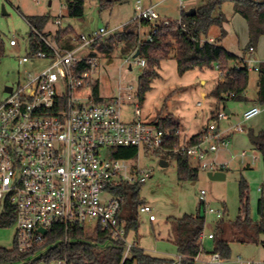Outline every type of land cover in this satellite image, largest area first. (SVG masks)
<instances>
[{"label": "built area", "instance_id": "built-area-1", "mask_svg": "<svg viewBox=\"0 0 264 264\" xmlns=\"http://www.w3.org/2000/svg\"><path fill=\"white\" fill-rule=\"evenodd\" d=\"M136 10V20L153 23L152 33L156 32L157 23L170 22L160 19L154 6L144 7L141 0L137 1ZM55 23L61 27V17ZM109 32L100 27L90 33H74L71 47L63 39L42 36L45 48L33 51L29 47V54L20 62L42 58L49 60L50 66L35 75L29 73L24 82L8 88L7 98L0 102V220L13 219L14 244L21 252L42 253L49 231L55 227L64 231V257L34 264H69L66 248L73 226L83 228L88 235H94L101 227L112 240L123 241L124 258L130 256L137 243L129 239L125 224L120 221L123 196L116 189L122 184H143L152 176V169L138 163L142 150L145 154L171 150L187 155L207 172L228 168L210 156L230 144L218 133L217 122L208 123L199 140L191 143L190 138L181 136V129L174 131L143 120L137 102L136 118L123 119V106L139 99V89L133 84L120 86L111 96L101 91L95 95L94 87L99 81L98 48ZM146 38H152L151 32ZM10 44L17 46V39H11ZM249 51L253 53L255 48L250 47ZM130 57L126 58L129 70ZM138 64L145 67L146 61L139 59ZM254 69L259 70L257 65ZM260 112L261 107L254 105L244 112V120ZM226 116V111L221 110L214 119L219 121ZM243 130V126L237 127V131ZM173 138L178 142L168 148ZM117 147H139L140 151L136 158H121L115 156ZM241 156L246 158V152ZM205 194L202 190L199 198L203 211L207 208ZM139 210L155 220L149 204L141 205ZM223 217L224 213H218V219ZM209 237L213 238V233ZM181 259L176 257L177 264ZM214 259L221 258L214 254Z\"/></svg>", "mask_w": 264, "mask_h": 264}, {"label": "rangeland", "instance_id": "rangeland-1", "mask_svg": "<svg viewBox=\"0 0 264 264\" xmlns=\"http://www.w3.org/2000/svg\"><path fill=\"white\" fill-rule=\"evenodd\" d=\"M113 1L109 7L101 8L102 2ZM138 0H85V13L81 18L68 15L67 7L63 0H0V37L5 43V55L0 62V102L7 98V89L24 82L31 73L35 75L47 69L51 62L38 58L35 61L20 62V58L29 54L28 34L30 26L26 16L49 14L50 20L46 32H51L50 37L55 38L60 28L71 26L75 33H90L93 30L105 27L110 32L106 36L114 35L127 25H133L138 16L136 10ZM208 0H141L144 7L157 4L155 11L160 19H169L177 22L181 18L182 10L187 11L192 6H201ZM51 3V5H50ZM223 13L227 20L223 27L228 35L222 43L237 52L248 42V23L240 15L234 13L232 2L224 3L216 14ZM62 19V26L55 23L57 18ZM222 27L214 25L209 30L208 38L219 34ZM140 35L146 38L150 33L149 27H141ZM16 38L17 46H12L10 40ZM120 45L115 46L111 57L103 52H98L99 69L96 78L100 81V91L105 96L116 94L120 86L133 84L139 88V77L145 67L138 64L139 58L130 57L132 68L128 69L127 56L120 53ZM251 87L248 89L249 97L253 96L254 78L258 74L254 66L257 59L254 54L250 57ZM160 77L156 78L147 91L143 100L137 98L125 104L121 110L125 121L135 119V103L141 108V117L146 121H156L159 118L173 115L178 121L181 136L190 138L200 133L211 122H217L218 133L230 140L227 149H220L210 156L226 163L228 168L224 171L226 178L214 180L208 172L200 170L196 180L178 179L176 160L167 153L145 154L142 150L139 156V165L152 169V176L140 186V199L152 207L155 220L151 222L149 215L141 213L138 209L139 228L129 232V239L136 240L145 251L166 257H177V249L173 243L172 221L184 214H196L199 211L200 193L205 191L206 226L202 245L204 253L194 264H264V246L262 244L233 243L231 256L225 260H215L211 253L214 241L208 238L213 233L218 213H224L225 219L235 220L239 214V180L244 177L249 184L250 208L252 216L257 220L258 200L260 190L264 184V162L261 154L252 148L248 132L250 129L259 130L264 126V105L262 113L244 120L245 107L250 101L228 100L226 107L231 113L221 119H212V112L225 107L211 95L215 84L223 78L217 67L195 68L185 73H180L177 61L170 57L163 61L159 67ZM201 103V104H200ZM243 126V131H237L238 126ZM228 135V136H227ZM242 152L247 157L242 158ZM256 157V160H253ZM221 158V159H220ZM165 159L168 166L161 165ZM131 196V191L129 192ZM131 198V197H130ZM130 199L122 205V215L128 216L131 211ZM16 228L14 225L0 227V246L12 248L15 241ZM90 233V231H89ZM92 236V234H89Z\"/></svg>", "mask_w": 264, "mask_h": 264}, {"label": "trees", "instance_id": "trees-1", "mask_svg": "<svg viewBox=\"0 0 264 264\" xmlns=\"http://www.w3.org/2000/svg\"><path fill=\"white\" fill-rule=\"evenodd\" d=\"M70 17L81 18L85 13V0H63ZM227 2H232L235 13L242 16L248 23L249 42L246 49L256 47L260 38L264 36V0H208L205 4L194 8L192 11L182 10L181 18L177 22L157 23V30L152 33L153 23L149 20H136L133 25H127L123 30L101 42L98 52L111 57L115 46L120 45L122 56H134L139 53V59L146 61L144 71L139 77L138 97L143 100L147 91L151 89L153 81L160 77L159 67L161 63L170 57L177 61L178 71L185 73L195 68H215L222 72L223 80H219L211 91V95L219 103L226 105L230 99L246 101V91L250 83V70L247 59L225 48L221 41L227 35L222 28L217 40L210 41L207 37L209 30L214 25L223 26L227 20L223 13L216 14L218 9ZM113 1L102 2L101 8L109 7ZM30 26L28 34L29 47L37 51L45 48L43 37H50L51 32H46L50 20L49 14L26 16ZM141 27H149L152 38H142ZM75 32L71 27L60 28L56 38L63 39L67 47H71L70 40ZM44 45V46H43ZM5 55V43L0 37V62ZM258 103L264 105V62L258 65ZM100 92V83L95 85L96 96ZM216 116V115H215ZM215 116L211 117L212 119ZM161 127H169L174 131L180 129V124L175 121L173 115L159 118L156 121ZM201 132L190 137L191 143L199 140ZM249 140L254 148L261 154L264 162V131L256 132L250 129ZM178 141L173 138L168 148H173ZM139 147H117L115 156L121 158H136ZM158 151L157 153H159ZM176 160L178 179L196 180L200 169L187 155L175 154L173 151L164 152ZM165 160V159H163ZM142 184H122L116 189V193L123 196V203L131 200V211L127 217L120 212V221L125 224L127 233L137 231L139 228L138 209L145 204L139 191ZM262 194L258 200L259 219H254L250 208L249 184L244 177L239 180V214L235 220H227L225 217L218 219L213 232L214 251L225 260L231 256L233 243H256L264 246V184ZM131 191V198L129 192ZM199 205L196 214H184L180 218H173L172 231L173 243L177 249V256L182 257L180 264H194L202 251V238L204 236L206 218ZM224 213L226 209L224 208ZM13 225V219H1L0 226ZM64 231L61 227H55L49 231L43 245L42 253L36 251L21 252L14 244L12 248L0 246V264H34L40 260L53 262L64 257L65 247L62 243ZM69 243L67 245V257L69 264H177L175 259H163L147 254L145 250L136 245L130 256L124 258L125 243L120 240H112L107 231L98 228L97 232L89 236L78 226L70 228ZM39 255V256H38ZM37 256V257H36Z\"/></svg>", "mask_w": 264, "mask_h": 264}, {"label": "crops", "instance_id": "crops-1", "mask_svg": "<svg viewBox=\"0 0 264 264\" xmlns=\"http://www.w3.org/2000/svg\"><path fill=\"white\" fill-rule=\"evenodd\" d=\"M50 5H51V3H50ZM151 6H154V8H156L157 7V4H153V5H151ZM196 7H199V6H192L190 9H188L187 11H192L194 8H196ZM234 13H235V11H234ZM235 14H237V13H235ZM237 15H239V14H237ZM69 27H71V26H69ZM222 28H224L223 26H221ZM72 28V27H71ZM73 29V28H72ZM225 29V28H224ZM222 30V29H221ZM226 30V29H225ZM227 31V30H226ZM220 33H221V31H220ZM220 33L219 34H216V36L215 37H212V38H209L210 40H217L218 38H219V36H220ZM113 35V34H112ZM112 35H110V36H112ZM227 35H228V31H227ZM226 35V36H227ZM109 36V37H110ZM225 36V37H226ZM224 37V38H225ZM108 38V37H107ZM107 38H106V40H107ZM223 38V39H224ZM222 39V40H223ZM106 42V41H105ZM248 42H249V27H248ZM248 42H247V44H248ZM221 44L225 47V48H227L229 51H231V52H233V53H235V54H237L238 56H240L241 58H245V59H249L251 56H252V54H254L255 55V57H256V59H257V66L260 64V63H262V62H264V36L263 37H261L260 38V41H259V43H258V45L255 47V51L253 52V53H251L250 51H249V49H246V46H247V44L245 45V47H243L240 51H237V52H235V51H233V50H231L230 48H228L227 46H225L223 43H222V41H221ZM258 72V71H257ZM258 78H259V75L257 74L256 75V77L254 78V92H253V96L252 97H249V94H248V89L251 87V78H250V83H249V86H248V89H247V91H246V96H247V100L248 101H250L249 103H248V105L245 107V109L244 110H247V109H249L250 107H252V106H254V105H259L260 103H258V90H259V82H258ZM221 80H223V78L221 79ZM261 107V106H260ZM221 110H225L226 112L228 111V115L231 113V109H229L228 107H226V105H225V107H223V109L222 108H219L218 109V111H213L212 112V117L213 116H215L216 114H217V112H219V111H221ZM262 111H263V109L261 108V112L260 113H262ZM259 115V114H258ZM263 123H264V121H263ZM253 130H255V129H253ZM256 132H260V131H264V126H263V128L262 129H259V130H255ZM202 132V131H201ZM199 134V133H198ZM197 135V134H196ZM194 136V135H193ZM228 136V135H227ZM192 137V136H191ZM250 141V140H249ZM250 145L252 146V148L254 149V150H256L255 148H254V146L251 144V142H250ZM217 159V158H216ZM221 159V158H220ZM218 161H220V160H218ZM226 170V169H225ZM224 170V171H225ZM262 188V187H261ZM261 191H262V189H261ZM225 217V216H224ZM255 219V218H254ZM150 220V219H149ZM151 221V220H150ZM151 222H153V221H151ZM215 228V227H214ZM173 232V231H172ZM214 232V231H213ZM211 234V233H210ZM173 237V240H174V236H172ZM208 238L209 239H212L213 240V238H210L209 237V234H208ZM263 239H264V237H263ZM133 240H135L136 241V243H137V245L139 246V247H141L140 246V244H139V242L136 240V238L135 239H133ZM250 244V243H249ZM142 248V247H141ZM144 249V248H143ZM145 250V249H144ZM204 248H203V246H202V251L200 252V254L198 255V257L196 258V260L204 253ZM213 251H214V248H213ZM213 251L211 252V253H213ZM147 254H150V255H152V256H156V257H160V258H163V259H175L176 257H164V256H157V255H153V254H151V253H149V252H147V251H145ZM177 252V251H176ZM196 262V261H195Z\"/></svg>", "mask_w": 264, "mask_h": 264}, {"label": "water", "instance_id": "water-1", "mask_svg": "<svg viewBox=\"0 0 264 264\" xmlns=\"http://www.w3.org/2000/svg\"><path fill=\"white\" fill-rule=\"evenodd\" d=\"M139 55V53L137 52L133 57L134 58H137ZM131 68V67H130ZM228 114V111L226 112ZM161 165L166 167L168 166V162L166 160H161ZM208 176L211 178V179H214V180H221V179H225L226 178V173L224 171H215V172H212V171H209L208 172ZM43 232L46 233V230H43Z\"/></svg>", "mask_w": 264, "mask_h": 264}]
</instances>
